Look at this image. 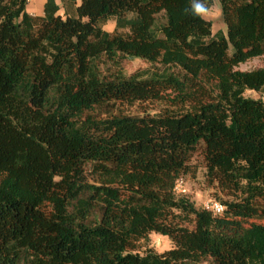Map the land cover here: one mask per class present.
<instances>
[{
    "label": "trees",
    "instance_id": "1",
    "mask_svg": "<svg viewBox=\"0 0 264 264\" xmlns=\"http://www.w3.org/2000/svg\"><path fill=\"white\" fill-rule=\"evenodd\" d=\"M60 1L0 0V264H264V0ZM198 151L221 214L175 190Z\"/></svg>",
    "mask_w": 264,
    "mask_h": 264
},
{
    "label": "rangeland",
    "instance_id": "2",
    "mask_svg": "<svg viewBox=\"0 0 264 264\" xmlns=\"http://www.w3.org/2000/svg\"><path fill=\"white\" fill-rule=\"evenodd\" d=\"M61 3L60 0H57ZM81 0H78L80 3ZM45 0H29L28 12L31 14H41L42 7ZM204 17L213 23V30L217 32L218 30H223L226 32V27L223 22V18L220 11L219 1L216 0L214 6L207 12L204 13ZM115 28L114 22H109L105 29L112 32ZM264 66V55L261 57L253 58L245 63H241L237 66L240 70H253ZM151 64L138 58H129L127 63L122 67V72L126 75H131L135 71L150 69ZM245 96L249 98H258V94L254 91L248 90L245 92ZM164 104L160 102H128L122 106L121 112L129 115L143 114L146 112L157 113L163 109ZM192 172L184 176V187L186 189V197L190 201L194 202L197 208H204L205 204L210 201L213 197L214 190L209 187L205 173L206 169L204 167L203 156L201 152H196L191 161ZM260 222L259 220H249L247 225ZM173 247L172 241L168 236H164L158 233H151L149 235V240H140L137 243V251L143 254L146 250L152 249L158 253H163ZM199 264H209L208 261L204 260Z\"/></svg>",
    "mask_w": 264,
    "mask_h": 264
},
{
    "label": "built area",
    "instance_id": "3",
    "mask_svg": "<svg viewBox=\"0 0 264 264\" xmlns=\"http://www.w3.org/2000/svg\"><path fill=\"white\" fill-rule=\"evenodd\" d=\"M257 94H258L259 99L264 104V91L257 93ZM175 190L177 192L186 193V189L184 187V180L183 179H179L177 181L176 186H175ZM204 209L211 211L214 214H221L224 211V206L217 201L210 200L205 204Z\"/></svg>",
    "mask_w": 264,
    "mask_h": 264
},
{
    "label": "clouds",
    "instance_id": "4",
    "mask_svg": "<svg viewBox=\"0 0 264 264\" xmlns=\"http://www.w3.org/2000/svg\"><path fill=\"white\" fill-rule=\"evenodd\" d=\"M192 9L196 15H200L206 12L207 10L205 5L202 2H200V0H194L192 4Z\"/></svg>",
    "mask_w": 264,
    "mask_h": 264
}]
</instances>
